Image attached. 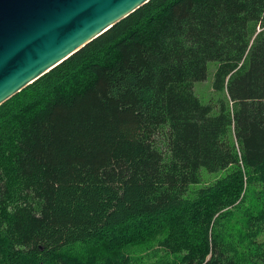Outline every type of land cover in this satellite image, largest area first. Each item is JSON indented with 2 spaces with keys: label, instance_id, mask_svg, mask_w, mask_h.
Masks as SVG:
<instances>
[{
  "label": "trees",
  "instance_id": "obj_1",
  "mask_svg": "<svg viewBox=\"0 0 264 264\" xmlns=\"http://www.w3.org/2000/svg\"><path fill=\"white\" fill-rule=\"evenodd\" d=\"M142 252L264 264V0H152L0 106V264Z\"/></svg>",
  "mask_w": 264,
  "mask_h": 264
},
{
  "label": "water",
  "instance_id": "obj_2",
  "mask_svg": "<svg viewBox=\"0 0 264 264\" xmlns=\"http://www.w3.org/2000/svg\"><path fill=\"white\" fill-rule=\"evenodd\" d=\"M152 0H0V106Z\"/></svg>",
  "mask_w": 264,
  "mask_h": 264
},
{
  "label": "rangeland",
  "instance_id": "obj_3",
  "mask_svg": "<svg viewBox=\"0 0 264 264\" xmlns=\"http://www.w3.org/2000/svg\"><path fill=\"white\" fill-rule=\"evenodd\" d=\"M217 68V63H210L208 66V76L207 80L203 82H199L195 84V93L198 95L200 100L204 103L209 102L210 100H217L219 96L215 93L213 89V78L214 73ZM227 172H220L217 174H209L207 172H203V182L201 186H196L197 188H201L206 185H210L215 182L216 179L221 176H225ZM196 189V188H195ZM193 191V190H192ZM141 263L140 264H149L154 263L155 258L154 254L149 253H140Z\"/></svg>",
  "mask_w": 264,
  "mask_h": 264
}]
</instances>
